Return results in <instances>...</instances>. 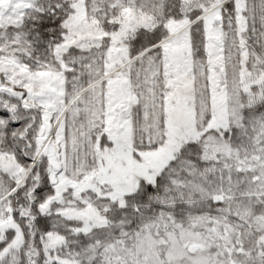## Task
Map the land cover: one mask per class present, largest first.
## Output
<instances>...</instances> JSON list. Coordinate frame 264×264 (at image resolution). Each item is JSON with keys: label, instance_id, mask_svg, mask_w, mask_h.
Wrapping results in <instances>:
<instances>
[{"label": "snow or ice", "instance_id": "obj_1", "mask_svg": "<svg viewBox=\"0 0 264 264\" xmlns=\"http://www.w3.org/2000/svg\"><path fill=\"white\" fill-rule=\"evenodd\" d=\"M0 264H264V0H0Z\"/></svg>", "mask_w": 264, "mask_h": 264}]
</instances>
